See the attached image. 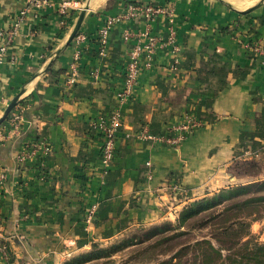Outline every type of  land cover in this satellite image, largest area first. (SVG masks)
<instances>
[{
    "label": "crops",
    "instance_id": "crops-1",
    "mask_svg": "<svg viewBox=\"0 0 264 264\" xmlns=\"http://www.w3.org/2000/svg\"><path fill=\"white\" fill-rule=\"evenodd\" d=\"M63 1L27 12L0 68V118L19 99L0 123V237L15 264H63L156 221L157 194L167 182L191 189L192 198L250 180L235 172L239 161L255 160L264 171V68L248 47L264 45V0H142L175 6L179 51L160 48L127 101L118 92L135 40L125 43L119 24L106 54L98 42L123 0H66L64 16ZM27 2L0 0V28L9 30ZM86 6L79 44L77 35L70 38ZM166 27L162 16L153 23L155 32ZM116 109L123 124L107 165L94 124ZM189 117L198 125L177 129ZM146 133L181 137L169 144ZM36 142L49 150L21 161Z\"/></svg>",
    "mask_w": 264,
    "mask_h": 264
},
{
    "label": "rangeland",
    "instance_id": "rangeland-1",
    "mask_svg": "<svg viewBox=\"0 0 264 264\" xmlns=\"http://www.w3.org/2000/svg\"><path fill=\"white\" fill-rule=\"evenodd\" d=\"M235 172L238 174L245 173L246 178H250V180H236L234 185L218 190L208 188L207 194L202 192L192 198V190L184 187L183 184H179L176 181L165 183L163 186H160L159 193L157 194V202L159 208L162 210V214L156 221L134 227L131 231L120 234L108 242L98 244L101 250H108V253L105 252L100 257L92 258L89 256L91 252H94L92 248L91 251H81V253L73 255V257H70L63 264H157L159 261L167 260L172 256H176L175 260L177 263L186 264L188 260L192 262L193 252L188 251L186 254L178 253V251L185 245L193 244L200 239H209L216 247H223L224 256L234 252L240 245L229 249L230 243H221L218 240L216 236L218 231H216L213 225L215 221L212 219V216L222 211L233 200L250 196L254 193L247 192L238 196L235 195V198L231 199L229 196H224L221 192L237 186H248L255 182L264 181V179H260L264 178V176H260L264 174L263 168L255 160L237 162L235 164ZM205 198H217L220 203L214 208L203 211L199 215L188 219L183 225L176 228L179 224L181 212L192 203ZM250 211H252L250 208H244L239 213L240 217H245L246 222H249V226L244 231V233L247 232L246 236L243 239L264 243V205L261 206L258 212L251 213ZM229 213L236 212L234 210ZM167 222H171L173 226L167 224ZM163 227H167V230L159 233L157 229L159 228L160 230ZM1 242V262L4 264H15L13 251L4 242L3 237L1 238ZM225 263L232 264L229 260H225Z\"/></svg>",
    "mask_w": 264,
    "mask_h": 264
},
{
    "label": "built area",
    "instance_id": "built-area-1",
    "mask_svg": "<svg viewBox=\"0 0 264 264\" xmlns=\"http://www.w3.org/2000/svg\"><path fill=\"white\" fill-rule=\"evenodd\" d=\"M77 3V2H76ZM54 0H28L23 9L15 16L12 26L9 30L0 28V68L6 62L9 48L19 35L22 22L28 11L33 8H39L46 5H53ZM58 12L63 16L69 14V5L66 0L58 7ZM159 16H162L166 21V31L155 32L153 23ZM176 8L172 3H156L144 2L142 0H124L119 5V10L115 15L109 16L105 24L99 30L98 42L100 53L106 54L110 35L115 26L121 24L122 39L125 43H130L135 40L128 52V61L126 63L125 80L122 89L118 92V98L121 101L129 100L136 90L139 83V78L144 69L151 68L154 64L155 56L160 48L172 47L175 52L179 51L177 43L176 23ZM132 21L144 23V29L138 30L130 25ZM86 39L84 33H79L76 40L83 42ZM248 47L254 50L255 54L261 59V64L264 68V45L261 42L248 44ZM179 63V57H175V66ZM76 70L70 75L69 82L74 83L76 80ZM18 116H15L17 118ZM194 118L189 117L187 122L177 126V129L188 130L198 125ZM123 124L122 115L118 109L110 112L108 116H100L95 126L101 131L102 143V159L107 165L113 162L116 155V144L118 132ZM144 137L153 138L169 144H176L180 141V134L177 136H155L152 134H144ZM31 151L23 153L19 159L25 161L30 155H35L38 152L46 153L49 150V145L46 142H36L30 145ZM149 164V162H148ZM6 180V174L0 170V184ZM98 209V204H93L89 209L85 222L87 227L94 220ZM2 246L0 238V247Z\"/></svg>",
    "mask_w": 264,
    "mask_h": 264
},
{
    "label": "trees",
    "instance_id": "trees-1",
    "mask_svg": "<svg viewBox=\"0 0 264 264\" xmlns=\"http://www.w3.org/2000/svg\"><path fill=\"white\" fill-rule=\"evenodd\" d=\"M115 2L117 1L110 0L109 4H114ZM107 11H109V9H107ZM18 100L19 99H17L15 106L18 104ZM247 192H253L254 194L233 200L231 203L227 204L222 211L212 216V219L215 221L213 225L215 226L216 231H218L216 233L218 240L221 243H230L231 246L229 249L234 248L237 245H240L239 248L224 256L222 251L223 247H216L209 239H200L193 244L185 245L178 251V253L186 254L188 251L193 252L192 262L188 260V263L186 264H226L225 260H229L232 264H264V243L258 241L253 242L250 239H243L244 236H246L247 232L244 233V231L249 226V222H246L247 220L245 217L242 218L239 216L240 211L244 208H250V210H252L250 212L252 213L258 212L261 206L264 205V181L255 182L248 186H237L230 190H223L221 193L232 199L235 198V195L238 196ZM218 201L217 198H205L192 203L181 212L179 224L176 228L183 225L188 219L199 215L201 212L214 208L220 203ZM234 210L236 213H229ZM167 224L173 226L171 222H167ZM166 228L167 227H163L160 229L161 231L159 228L157 230L161 233L166 231ZM93 249L94 252L89 254L92 258L100 257V255H103L105 252L108 253V250H101L96 243L93 244ZM175 259L176 256H172L167 260L159 261L157 264H179Z\"/></svg>",
    "mask_w": 264,
    "mask_h": 264
},
{
    "label": "water",
    "instance_id": "water-1",
    "mask_svg": "<svg viewBox=\"0 0 264 264\" xmlns=\"http://www.w3.org/2000/svg\"><path fill=\"white\" fill-rule=\"evenodd\" d=\"M87 9H88V6H86V7L83 9V12H82V14H81V16H80V18H79V21H78V23H77V25H76V27H75L74 32H73L72 35H71L70 40H72V39L77 35V33L79 32V30H80V28H81V25H82V22H83V20H84V17H85V14H86ZM17 99H18V97L15 98V100L10 104V106H9L8 109L6 110L5 114L0 118V123L3 122V121L6 119V117L10 114L11 110L14 108V106H15V104H16V102H17Z\"/></svg>",
    "mask_w": 264,
    "mask_h": 264
}]
</instances>
